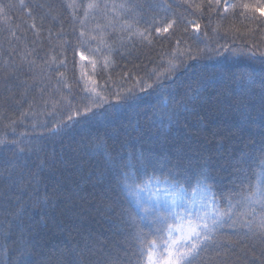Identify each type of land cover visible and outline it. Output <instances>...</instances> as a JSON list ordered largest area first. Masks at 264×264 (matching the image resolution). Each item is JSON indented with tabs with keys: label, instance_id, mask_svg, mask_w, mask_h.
<instances>
[{
	"label": "trees",
	"instance_id": "obj_1",
	"mask_svg": "<svg viewBox=\"0 0 264 264\" xmlns=\"http://www.w3.org/2000/svg\"><path fill=\"white\" fill-rule=\"evenodd\" d=\"M88 2L0 0V264H135L155 188L129 160L221 207L264 170V0ZM215 241L196 264H264L255 225Z\"/></svg>",
	"mask_w": 264,
	"mask_h": 264
},
{
	"label": "snow or ice",
	"instance_id": "obj_2",
	"mask_svg": "<svg viewBox=\"0 0 264 264\" xmlns=\"http://www.w3.org/2000/svg\"><path fill=\"white\" fill-rule=\"evenodd\" d=\"M220 3L221 0H215L217 7ZM21 6H24L23 0H21ZM211 6L212 0H209V7ZM103 7L107 8V5ZM120 7L124 8L125 5ZM100 9L101 4L98 0H89L85 6L84 16L87 18L89 13H95ZM257 10L264 15V9ZM2 11L3 6H0V12ZM170 27L171 25L163 29L157 28L156 31L167 32ZM199 27L198 24L194 25L196 31H199ZM80 35L83 37L85 33L81 31ZM91 39L97 40L98 37L92 36ZM99 42L105 43L102 32L99 35ZM80 59L87 58L80 53ZM102 101L104 97L98 96L97 103ZM133 170L139 171L131 160L119 166L118 182L123 189L141 192L152 191L153 187L155 188L152 197L154 208L146 206L142 199H138L135 203L138 215L143 213L140 215L141 220L152 217L147 226L156 237L151 242L138 237L141 242L135 264H196L200 254L216 243V234L225 227L235 230L237 225H240L252 231L255 225L261 235H264V170L257 175L255 184L249 186L250 190H242L234 195L230 193L222 197L225 201L223 207L220 206L217 197L211 194V188L207 183L210 177L203 171L198 174L196 184L189 196L184 186L178 182H170L168 179L156 180L153 186L152 177H149L148 183L139 187ZM257 207H259V213H257Z\"/></svg>",
	"mask_w": 264,
	"mask_h": 264
}]
</instances>
